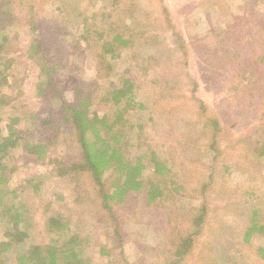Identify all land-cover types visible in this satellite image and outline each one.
<instances>
[{"label":"rangeland","instance_id":"rangeland-1","mask_svg":"<svg viewBox=\"0 0 264 264\" xmlns=\"http://www.w3.org/2000/svg\"><path fill=\"white\" fill-rule=\"evenodd\" d=\"M65 1L71 14L64 27L66 36L64 31L60 36L46 28L42 33L31 32L19 16L8 26L9 43L0 59V67L10 77L9 86L0 91L7 102L0 105L1 133L7 134V119L12 116L20 117L21 129H33L24 116L37 112L49 99L38 90L43 59L59 65L58 86L70 101L75 91L83 89L101 101L98 98L113 83L130 77L137 84L138 98L146 103L145 110L130 112L133 122L149 121L156 103L176 106L171 96L179 97V107H189L185 116L154 115L148 129V145L177 165L175 183L186 191L181 197L169 198L170 208L158 201L146 209L144 199L122 207L123 241L119 244L113 242L111 224L91 186L84 185L79 204L73 195L75 186L68 179L45 176L53 166L42 165L35 155H29L22 142L10 152L8 187L19 196L17 205L28 209L30 219L25 221L31 237L15 247L6 264H16L13 258L19 251L53 242L46 223L58 214L69 221L70 235L77 234L85 245L82 256L91 264H175L176 238L156 228L179 226L183 230L201 207L207 210L206 222L187 264H264L259 252L264 247V232L255 234L250 244L244 242L254 220L264 224V160L258 150L264 143V97L246 115L240 109L244 104L235 101L241 86L236 87L232 76L223 74L228 63L233 66L232 61L238 67L251 46L256 45L258 51L261 46L260 54H264V0H95L91 5L90 0ZM44 3H37L40 18L56 17L60 0L55 5ZM255 16L260 20L254 21L251 17ZM116 35L130 41L129 45L102 56L103 42ZM35 37L42 50L34 59L28 48ZM163 92L169 97L164 99ZM199 101L205 104V112ZM98 103L96 111L103 114L106 110ZM197 114L218 118L216 137L212 127L207 133H198L184 125L186 118ZM184 135L188 142L179 139ZM212 146L217 148L216 154L209 150ZM77 148L75 133L63 129L59 141L47 150V159L65 163L76 157ZM143 174L147 182L165 181V187L171 181L170 174L157 179L150 164ZM31 180L41 183L38 193ZM57 191L68 196L67 200L56 199Z\"/></svg>","mask_w":264,"mask_h":264},{"label":"trees","instance_id":"trees-1","mask_svg":"<svg viewBox=\"0 0 264 264\" xmlns=\"http://www.w3.org/2000/svg\"><path fill=\"white\" fill-rule=\"evenodd\" d=\"M90 1L91 5L95 0ZM254 1L259 2L260 0ZM47 2L55 5L57 0H47ZM37 3L45 5L44 0H0V59L2 51L9 43L8 26L14 22L16 16L21 17L28 24L31 32L42 33L46 28L48 32L62 36L64 31L63 35H67L64 27L67 22L70 23L68 16L71 14L66 11L69 4L65 0H60V5L55 8L58 15L47 20L43 16L40 18L41 7H38ZM257 14L252 13V15ZM258 17L251 18L255 21ZM33 40H36V37ZM129 43L130 41L120 35L110 40L107 39L103 42L102 56L108 53L115 54L117 48L126 47ZM106 47H109V50ZM256 47V45L251 46L249 53L248 51L243 53L238 67L235 61H232L233 66L228 63L223 72V74L232 76V82L234 84L237 82L236 87L241 86L238 89L240 98L235 101L238 104L240 102L244 104L240 109L246 115H249L252 107L257 106V101L264 97V54H260L261 46L258 47L259 51ZM41 50L40 41H31L28 54L35 59L41 54ZM42 61L38 90L41 95L49 99L37 112L24 116L26 121H30L33 129L28 130L26 127L21 129L19 127L20 117L12 116L7 119V134L4 136L0 131V264H6L15 247L24 244L31 237V227L26 222L30 219L26 213L28 209L17 205L19 196L16 191H10L8 187L11 175L9 159L12 158L10 152L22 142L25 143V149L29 155H35L42 165L50 168L53 166V169H48V172L44 173L45 176L61 180L68 179L75 186L73 195L79 204L82 205V197L85 195L84 185L91 186L100 202L101 210L111 224L113 242L119 244L123 241L122 224L119 217L122 207L127 208L130 202L132 206H135L141 199H144L146 209H150L158 201L164 202V206L168 204L170 208L169 198L181 197L186 191L184 187L181 188L175 183L178 179L177 165L168 158L163 159L156 148L148 145V129L149 126L151 128L153 126L154 115L160 116L164 113L186 115L189 107H179L181 103L177 99L179 97H169L164 92L160 93L164 99L171 98L176 106H169L170 103L163 105L156 103V108H153L149 121L133 122L129 118L130 112L135 113L146 109V103L140 100L136 93L135 80L123 77L118 84L113 83V86L106 89L104 94L98 98L101 101L95 100L84 89L75 91L73 100L70 101L58 86L56 74L59 65L56 67L45 59ZM9 81L10 77L6 74L5 68L0 67V91L3 87L9 86ZM54 93H56L55 96ZM97 103L105 108L106 111L103 114L96 111ZM199 103L201 111L205 112V104L200 101ZM6 104L4 98L0 97V105ZM205 118L197 114L196 118H186L184 125L188 129L197 130L198 133L206 132L207 128L212 127V136L216 137L220 129V121L217 117ZM63 129L73 131L78 143L76 157L65 163L60 159H47V150L59 141ZM186 136H180L179 139H182L183 143L188 142ZM29 139L32 141H28ZM209 150L214 154L218 152L214 146ZM258 150H260L259 158L264 160V143L258 146ZM148 164L153 167L157 179H163L167 174L171 175V181L166 187L163 180L156 182L144 180L143 172ZM32 184L34 192L38 193L41 183L32 182ZM54 196L60 201L67 200L68 197H65L62 191L55 192ZM10 197L12 200L8 202ZM206 213L207 210L204 207L199 208L197 214L190 217L188 227L183 230L179 226L172 227L171 230L166 227L156 228L164 235L169 234L174 239L176 238L173 244L175 250L172 253V257L176 260L175 264L186 263L192 258L195 239L203 232ZM253 213L257 219V213L255 211ZM46 226L47 232L54 235V241L51 240L48 245H32L28 251H19L13 258L16 264H91L82 256L85 245L79 240L77 234L70 235V224L65 216L58 214L50 217ZM260 232H264V224L261 225L259 221L254 220L244 234L245 244H250L251 238ZM101 251L102 254L106 253L105 248ZM259 252L264 256V247L259 248Z\"/></svg>","mask_w":264,"mask_h":264}]
</instances>
